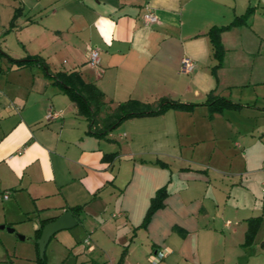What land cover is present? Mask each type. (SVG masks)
Masks as SVG:
<instances>
[{"label": "crops", "instance_id": "obj_1", "mask_svg": "<svg viewBox=\"0 0 264 264\" xmlns=\"http://www.w3.org/2000/svg\"><path fill=\"white\" fill-rule=\"evenodd\" d=\"M250 8L249 25L221 35L226 55L213 75L209 31ZM149 13L157 23L146 24ZM0 21V38L10 37L0 66V230L31 223L38 237L83 207L73 216L75 228L90 229L84 248L95 257L87 264H151L159 250L167 253L161 264H264V130L249 132L233 154L226 140L240 127L225 111L210 117L205 105L211 92L233 102L238 88L264 87V0H0ZM89 46L100 50L99 68L88 65ZM8 57L79 73L110 110L130 100L197 106L125 120L97 137L43 67L19 68ZM257 101L240 109L262 115ZM49 112L60 116L49 121ZM162 188L165 206L143 228ZM258 217L245 246L248 221Z\"/></svg>", "mask_w": 264, "mask_h": 264}, {"label": "trees", "instance_id": "obj_2", "mask_svg": "<svg viewBox=\"0 0 264 264\" xmlns=\"http://www.w3.org/2000/svg\"><path fill=\"white\" fill-rule=\"evenodd\" d=\"M20 9L15 12V17L11 22L10 28L14 27L18 13ZM254 15V8H250L244 15L237 17L232 23L226 26L213 27L208 36L210 38L213 47V57L217 61V65L212 68L213 75L217 76V71L222 68L226 51L221 41V35L233 28L249 25ZM10 62L19 68L26 66L39 65L43 67L44 72L48 78L54 80V83L60 86L63 91L70 97L71 101L77 106L79 114L87 119L90 123L93 133L97 137H103L109 132H112L123 121L161 115L168 110H179L185 112H192L197 105L183 104L175 101L163 100L157 108L149 104H144L135 100H130L117 106L115 109L110 110L105 101L103 93L91 83H86L81 75L77 72L72 73H57L53 74L45 65L41 57H28L24 60H15L8 57ZM209 107L210 117H213L216 113H223L226 110H237L241 108V105L235 104L232 101L218 97L211 92L208 95V99L205 103ZM169 193L167 188H162L157 191L155 197L151 201L150 208L147 212L142 227H148L153 215L165 206V201ZM83 207H76L72 209L73 215L80 219V212ZM262 224V218H252L248 221V231L246 234L245 246H250L255 241V238L259 232ZM43 227L38 231V239L41 238ZM37 247L39 245L37 244ZM41 264H45V259L41 258Z\"/></svg>", "mask_w": 264, "mask_h": 264}, {"label": "rangeland", "instance_id": "obj_3", "mask_svg": "<svg viewBox=\"0 0 264 264\" xmlns=\"http://www.w3.org/2000/svg\"><path fill=\"white\" fill-rule=\"evenodd\" d=\"M1 24L0 21V30H2ZM9 38L6 33L0 38V64L7 63L6 58L1 52H8L5 42ZM257 95V107H263L264 98H259V96H264V87H260L257 90L253 88H249V90L238 88L232 92L231 98L235 103L246 104ZM224 115L225 119L231 120L236 126L240 127L239 129L242 132L238 135L234 134L232 135V139L226 140L233 154L235 150L236 153L239 152L237 148H234V144L244 143V139L247 137V139H250V135L252 134L249 132H253L257 127H260V130H264V114L261 115L257 111L246 110V108L239 110L229 109L225 111ZM253 135L258 140L262 137V134L258 132H255ZM10 230H14V232ZM89 231L90 229L87 225L86 227L79 226L57 233L46 247L43 257L45 264H87L91 262L95 255L93 256L84 248L83 241L88 236ZM0 234L3 235L0 237V264H41L40 250L37 247L39 239L33 224L26 223L19 228L7 227L4 230H0ZM98 262L104 264L101 260H98Z\"/></svg>", "mask_w": 264, "mask_h": 264}, {"label": "built area", "instance_id": "obj_4", "mask_svg": "<svg viewBox=\"0 0 264 264\" xmlns=\"http://www.w3.org/2000/svg\"><path fill=\"white\" fill-rule=\"evenodd\" d=\"M145 22L146 24H155L158 22V17L153 14V13H149L146 15L145 17ZM87 52H88V65L91 68H99L100 67V63H101V58H100V50L97 47L94 46H89L87 48ZM195 69V64L192 60L186 58L183 60V71L186 73H191L193 72ZM60 116L59 113L57 112H49L47 115V120L51 121L53 119H57ZM264 192V189H263ZM5 199L9 198V193H5L4 195ZM86 243L89 245L90 242L87 240ZM167 256L166 251H155L152 253L151 258H150V262L151 264H161L165 257Z\"/></svg>", "mask_w": 264, "mask_h": 264}, {"label": "water", "instance_id": "obj_5", "mask_svg": "<svg viewBox=\"0 0 264 264\" xmlns=\"http://www.w3.org/2000/svg\"><path fill=\"white\" fill-rule=\"evenodd\" d=\"M79 222L71 212H66L55 221L46 225L42 231L41 238L38 241L40 256L44 257L46 247L50 240L59 232L75 228Z\"/></svg>", "mask_w": 264, "mask_h": 264}]
</instances>
